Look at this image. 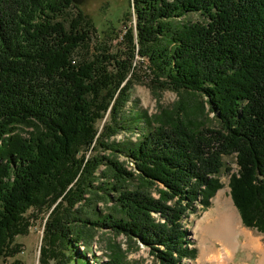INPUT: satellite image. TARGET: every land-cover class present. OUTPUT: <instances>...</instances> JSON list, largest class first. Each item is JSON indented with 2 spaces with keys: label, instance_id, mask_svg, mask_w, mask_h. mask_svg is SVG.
<instances>
[{
  "label": "trees",
  "instance_id": "obj_1",
  "mask_svg": "<svg viewBox=\"0 0 264 264\" xmlns=\"http://www.w3.org/2000/svg\"><path fill=\"white\" fill-rule=\"evenodd\" d=\"M85 1L0 0V260L22 251L14 241L28 234L29 211L48 214L42 263H99L86 257L96 230L139 241L154 264L194 258L180 222L209 206L230 156L231 200L242 225L264 234V0H127L123 51L109 53L102 38L97 55L75 62L95 30ZM137 57L178 100L130 123ZM131 129L136 142L111 140ZM98 200L112 212L85 220Z\"/></svg>",
  "mask_w": 264,
  "mask_h": 264
},
{
  "label": "rangeland",
  "instance_id": "obj_2",
  "mask_svg": "<svg viewBox=\"0 0 264 264\" xmlns=\"http://www.w3.org/2000/svg\"><path fill=\"white\" fill-rule=\"evenodd\" d=\"M81 1V0H80ZM85 14H87L92 22L95 24V30H91L89 34L88 48L83 46L80 48L74 56L75 62H82L89 58L91 55H97L99 53L100 40H104V48L109 53H115L117 50L123 51L125 48L124 42H121L122 31L125 25L129 26L130 22L127 21L125 12L127 10V0H86L81 7ZM71 14L61 16L59 21H65V25L69 21ZM187 20L201 21L202 17L198 14H191L187 16ZM107 28V30H105ZM102 31L107 32L105 37L101 34ZM103 42V41H102ZM140 68L136 71L135 80L131 85L129 91V101L123 109V113L126 117H129V122L132 123V119L137 114L146 113L147 116L151 117L158 114L162 110L170 109L175 105L178 97L175 93L168 90H161L156 88L151 82V76L147 70L146 60L141 61L139 57L136 58V63H140ZM198 102L201 101L198 97H195ZM194 100H191V105L194 106ZM198 118L207 127H216L217 123L214 120L212 114L208 115V120L204 119L200 114ZM140 127L143 129H149L145 126L143 121H140ZM154 125V124H152ZM130 131H121L116 136L112 137L119 144L134 143L139 136L138 133ZM119 161L124 163L128 168H132V165L126 161L123 154L119 155ZM224 169H222L219 179L222 184V188L218 190L213 198L209 200L210 204L207 208H203L199 203L195 204L192 210H189L184 215L180 222L182 230L186 231L187 244L185 245L188 250L196 249L198 253L201 252V247L198 241L199 230L198 227L203 219L209 215L211 210L217 206L215 203L216 199L220 206L223 208H233L237 213V219L240 221L241 228L248 230L252 237L259 240L261 247L264 249V234L258 233L255 229H248L242 225L238 211L236 210L231 197L230 190L228 187L229 179L231 174L237 172V166L235 164V158L233 156L225 157L223 160ZM228 168L230 171L227 172L225 169ZM103 169V168H101ZM99 184L100 181H97ZM158 188L152 190L153 194L157 197ZM112 203L110 201L101 202L98 200L97 203H91V206L86 208L84 219H89V216L93 213V209L99 214H107L112 212L110 210ZM31 219V227L26 236H19L15 239V243L20 246L22 250L19 254L14 257L0 260V264H55L54 261L45 259V263L41 262L40 250L42 247L43 237V225L48 214L46 211L41 213L29 211L26 214ZM155 219H158L157 214L152 213ZM94 218V217H92ZM163 222V221H161ZM209 228V227H208ZM93 231V230H92ZM91 231V233H92ZM92 235L94 238L91 244V250L86 252V257L91 263L93 261L92 255H95L99 259V263L105 264L109 255H117L120 257L122 264H154V257L151 255V251L148 247L140 243L139 241H129L124 236H115L110 230H96L93 231ZM235 237V244L232 242L233 250L231 249L229 257H226L222 252L220 256L226 264H260L262 257L261 253L249 249L247 247V238L242 234L237 235L233 233L231 238ZM246 238V239H245ZM245 245H243V244ZM210 247V243H209ZM78 251H86L83 245H80ZM231 259V263H230ZM227 260V261H226ZM179 264H199V261L193 260V258L183 257Z\"/></svg>",
  "mask_w": 264,
  "mask_h": 264
},
{
  "label": "bare ground",
  "instance_id": "obj_3",
  "mask_svg": "<svg viewBox=\"0 0 264 264\" xmlns=\"http://www.w3.org/2000/svg\"><path fill=\"white\" fill-rule=\"evenodd\" d=\"M217 206L209 213V259L205 258L209 264H226L222 260L220 253L229 257L232 247V242L235 244V237L231 238L233 233L242 234L247 238V247L261 253L260 264H264V249L261 247L258 239L252 237V234L241 228L240 221L237 219V213L233 208H223L219 202L215 201ZM245 238V239H246ZM244 245V244H243ZM244 245V246H245ZM209 260V261H208ZM227 261V260H226ZM230 259V263H231Z\"/></svg>",
  "mask_w": 264,
  "mask_h": 264
},
{
  "label": "crops",
  "instance_id": "obj_4",
  "mask_svg": "<svg viewBox=\"0 0 264 264\" xmlns=\"http://www.w3.org/2000/svg\"><path fill=\"white\" fill-rule=\"evenodd\" d=\"M209 215H207L203 221L200 223L198 230H199V244L201 247L200 254L198 253V250L195 248L193 249L195 251V255L193 260L199 261V264H209L205 260V258L209 259ZM243 244V243H242ZM209 261V260H208Z\"/></svg>",
  "mask_w": 264,
  "mask_h": 264
}]
</instances>
